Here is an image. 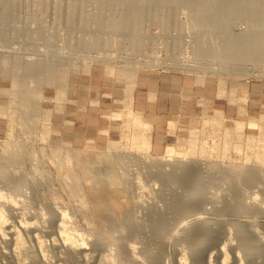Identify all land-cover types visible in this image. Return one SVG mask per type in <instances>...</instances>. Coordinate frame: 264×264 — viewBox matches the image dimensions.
Here are the masks:
<instances>
[{
  "label": "rangeland",
  "instance_id": "1",
  "mask_svg": "<svg viewBox=\"0 0 264 264\" xmlns=\"http://www.w3.org/2000/svg\"><path fill=\"white\" fill-rule=\"evenodd\" d=\"M108 1L0 0V85L8 89L0 96V264H264V243L252 234L264 236V110L254 108L252 115L236 110L233 117L223 108L208 112L161 154L150 150V141L148 150L141 151L146 147L141 148L140 136L150 137V126L136 114L122 115V134L99 148L78 147L61 138L50 114L56 84L95 70L100 81L102 73L118 79L139 70L264 81V44L259 52L247 50L255 34L264 33V7H256L257 20L244 14L230 18L227 31L248 45L226 54L213 42L216 23L200 16L204 24H191L183 1L154 0L155 5L183 6L154 11L147 4L150 10L134 25L125 21L124 1ZM195 26L209 36L203 39ZM201 40L212 45L209 51L199 45ZM27 61L55 63L54 75H32L23 67ZM248 74L254 76L250 81ZM37 92L39 96L32 95ZM251 120H256L255 128L247 126ZM237 122L244 123L242 135ZM169 148L180 154L183 167L175 159L167 166ZM196 162L211 168L194 174L196 191L189 184L190 191L182 176L197 171L192 166ZM243 167L255 170L250 184L240 179ZM189 194L200 198L192 197L197 206H188ZM207 223L217 237L197 230ZM241 230H250L254 238ZM217 244L225 246L224 252L217 251Z\"/></svg>",
  "mask_w": 264,
  "mask_h": 264
},
{
  "label": "crops",
  "instance_id": "2",
  "mask_svg": "<svg viewBox=\"0 0 264 264\" xmlns=\"http://www.w3.org/2000/svg\"><path fill=\"white\" fill-rule=\"evenodd\" d=\"M94 74L100 72L69 76L50 94L54 132L78 147L99 148L101 143L117 140L125 124L121 116L126 113L138 115L150 126L149 148L161 154L169 143L188 135L208 112L223 108L233 117L236 110L241 115H252L254 108L264 110V81L145 70L124 73L118 79L102 73L103 79L97 81ZM3 86L0 96L8 90ZM220 101L226 106H219Z\"/></svg>",
  "mask_w": 264,
  "mask_h": 264
},
{
  "label": "bare ground",
  "instance_id": "3",
  "mask_svg": "<svg viewBox=\"0 0 264 264\" xmlns=\"http://www.w3.org/2000/svg\"><path fill=\"white\" fill-rule=\"evenodd\" d=\"M106 1H108V0H106ZM122 1H124L123 3H125L126 4V9L128 10V12L126 13V15L125 14H122V15H125L124 16V18H127L125 21H127V23L129 24H135V23H137V22H139L138 21V19L140 18V16H142V14H146L147 13V10H150L149 8H147L148 6H151V7H153V10L155 11L156 9L158 10V8H164L165 10L167 9L168 11H171L172 9H174V8H177V6H181V2H180V4H178V5H175V6H173L172 4H169L168 3V5H166V4H163V3H161V4H158V5H155V4H152V2L154 1V0H150V1H148V2H146V3H143L142 1H137V0H122ZM162 1H164V0H162ZM177 1H183L182 2V4H184L188 9H189V14H188V20H189V22L191 23V24H194V25H202V24H204V22H202V21H204V20H206V21H210V22H215L216 23V25H217V29L216 28H214L215 30H216V36H213V37H215V39H214V41L213 42H215V46H216V49L217 50H220V49H224L222 52L223 53H226V54H233V53H239L238 51H243L244 49H247L246 48V46L248 45V43H246V41H244L243 39H239V38H236V37H234L233 35L234 34H232V35H230V33L227 31V23L230 21V18L232 17V16H234V15H238V14H244V15H246V16H249V17H251V18H253L254 16H257V15H259V12L258 13H256L255 14V11H256V7H264V4L263 5H260V4H254L253 2V4H247V3H232V1H223L222 2V0H221V2L220 3H210V2H199V1H196V0H177ZM204 1V0H203ZM208 1V0H207ZM212 1V0H211ZM214 1V0H213ZM219 1V0H218ZM236 1V0H235ZM248 1V0H247ZM251 1V0H250ZM254 1V0H253ZM74 2V1H73ZM109 2V1H108ZM150 2V3H149ZM234 2V1H233ZM237 2H239V1H237ZM59 3V2H58ZM120 3H121V1H120ZM175 3V2H174ZM124 4V5H125ZM147 4H148V6H147ZM157 4V3H156ZM183 6V5H182ZM181 6V7H182ZM184 6V7H185ZM58 8V7H57ZM164 9H163V11H164ZM159 11V10H158ZM151 12V11H150ZM175 12H176V10H175ZM152 13V12H151ZM171 13V12H170ZM115 14V13H114ZM117 14V13H116ZM144 14V15H145ZM162 14V13H161ZM120 14H118L117 16H119ZM121 16V15H120ZM200 16H202V18L203 19H201L202 21H199L198 20V18L197 17H200ZM178 17V16H177ZM118 18V17H117ZM185 18V17H184ZM122 19V18H121ZM258 19V16L256 17V19L255 20H257ZM60 20V19H59ZM255 20H253V21H255ZM194 21H196V22H194ZM198 21V22H197ZM126 23V24H127ZM181 23V22H180ZM187 23V22H186ZM189 24V23H188ZM196 27L195 26V29H196V31H197V33H198V35H200V36H203V39L204 38H206L207 36H209V35H207V34H205L204 33V30L203 29H201L200 27ZM115 27V26H114ZM127 27V26H126ZM230 31V30H229ZM95 32V31H94ZM101 32V31H100ZM218 35H219V37H218ZM255 38H254V42H253V47H250V46H252L251 44H250V48H248L247 50H258V52H259V49H258V47H260L261 46V48L263 47L262 45L264 44V33H262V34H260V33H257V34H255ZM98 37V36H97ZM196 37V36H195ZM202 39V38H201ZM216 40V41H215ZM202 41V40H201ZM205 41V40H204ZM207 41V40H206ZM253 41V40H252ZM208 42V41H207ZM248 42H250V41H248ZM206 42H204L203 43V41H202V43H198L199 45H201L202 47H204V49L205 50H207V51H209L210 49V46H212V45H209V44H205ZM209 43V42H208ZM229 46H231L232 48H230ZM261 48H260V50H261ZM264 48V47H263ZM209 49V50H208ZM257 52V53H258ZM205 53H206V51H205ZM62 54V53H61ZM256 54V53H255ZM258 55V54H257ZM101 56V55H100ZM32 58V57H31ZM20 60V59H19ZM28 60V59H27ZM17 63V62H16ZM18 64V63H17ZM25 64V65H24ZM48 64V63H47ZM47 64H45V63H39V62H35L34 61V63L33 62H29V61H27V62H24L23 63V67L24 68H26V71L27 72H29V73H31L32 75H36V77L37 76H39L40 77V74H42V75H44V74H49V75H54V65H52V64H55V63H50V65H47ZM20 65V64H19ZM22 66V65H21ZM20 66V67H21ZM252 73V72H251ZM256 74V73H255ZM42 75H41V77H42ZM256 75H258V74H256ZM262 75V74H261ZM201 76V75H200ZM248 76H252L251 74L249 75L248 74ZM46 78V77H45ZM53 78V77H52ZM132 78V77H131ZM16 82V81H15ZM19 83V82H18ZM17 83V84H18ZM16 84V85H17ZM63 90V89H62ZM36 91V90H35ZM234 91V90H233ZM32 92V91H31ZM27 94H30L29 92L27 93ZM33 96H35L36 97V95L37 96H39L38 95V92L37 93H35V94H32ZM25 96H27V95H25ZM233 97V96H232ZM35 99V98H34ZM58 105V104H57ZM3 109V108H2ZM21 110V109H20ZM4 111V110H3ZM10 114V113H9ZM13 114V113H12ZM129 115V114H128ZM220 115V114H219ZM130 117V116H129ZM216 117V116H215ZM132 118V117H131ZM134 118V117H133ZM221 118V117H220ZM219 118V119H220ZM136 119V118H135ZM210 119V118H209ZM218 120V119H217ZM210 121H216V120H210ZM220 121V120H219ZM132 122V121H131ZM133 122L135 123V120L133 119ZM132 122V123H133ZM137 122V121H136ZM139 122V121H138ZM142 124V123H141ZM205 124V123H204ZM214 124V123H213ZM237 124H239L238 125V130L237 131H240V134L242 135V132H243V128H244V123H242V122H237ZM257 123H256V120H251L250 122H249V125H247V126H250V127H254L255 125H256ZM23 125V124H22ZM144 125V124H143ZM205 126V125H204ZM259 126V125H258ZM147 127V126H146ZM146 127H144L145 129H146ZM255 128V127H254ZM142 129V128H141ZM141 129H139V131L141 130ZM147 129H148V127H147ZM221 129V128H220ZM143 131V130H142ZM146 131V130H145ZM197 131V130H196ZM199 132H202V131H199ZM141 133V132H140ZM143 133V132H142ZM229 133V132H228ZM47 134V133H46ZM141 135V134H140ZM45 136V135H44ZM123 136V135H122ZM42 138V137H41ZM139 138V137H138ZM141 138V139H140ZM140 144H141V148L143 147H146L145 149H143V150H141V151H147L148 150V141L150 140L149 138L150 137H148L147 135H146V133L143 135V136H140ZM138 143V144H139ZM25 144V143H24ZM139 144V145H140ZM138 145V146H139ZM137 146V147H138ZM148 146V147H147ZM14 149H16V148H14ZM12 150V149H11ZM145 151V152H146ZM18 152V151H17ZM139 152V151H138ZM20 153V152H19ZM23 153V152H22ZM140 153V152H139ZM138 153V154H139ZM11 154V153H10ZM18 154V153H17ZM16 154V155H17ZM167 156H170V159L168 158V159H165L166 160V164H168L167 166H169V165H172V163H171V160H174L175 159V161H176V163H178V164H180V166L181 167H183L184 166V163H181V160L180 159H178V155H180V154H178V153H176V152H174L171 148H169L168 149V151H167ZM178 154V155H177ZM8 155H9V153H8ZM15 155V154H14ZM19 155V154H18ZM35 155V154H34ZM20 156V155H19ZM16 157V156H15ZM142 157V156H141ZM148 157V156H147ZM20 158H22V157H20ZM19 160V159H18ZM143 160L144 161H142V162H144V163H146L145 162V160L146 159H144L143 158ZM161 160H163L164 161V159H161ZM5 161V160H4ZM170 161V162H169ZM175 161H172L173 163L175 162ZM147 162H149L148 161V159H147ZM4 163V162H3ZM34 164V163H33ZM176 166V165H175ZM175 166H171V168H175ZM185 166H186V164H185ZM197 171H191V172H189V173H187V172H185L183 175L185 176H182V179L184 180H186V181H189V182H187V185H188V187H189V190H190V185H191V187L193 188V190H194V187H193V185H192V183H193V177H194V174L195 173H206V172H209V170H210V168L211 167H209V165H208V163L206 162H196L195 163V165L193 164L192 165ZM180 168V167H179ZM169 169V168H168ZM167 169V172L168 171H170L171 173H173V170L171 171V170H168ZM166 169H163V171L165 172V173H167L166 171H165ZM176 169H174V171H175ZM241 170L243 171V174H242V177H240V179L241 180H243V181H245L246 183H248V184H250L252 181H253V178H254V175H255V173H254V169L252 168V167H248V169H246V168H241ZM162 171V172H163ZM11 172V171H10ZM9 173V172H8ZM14 173V172H13ZM164 173V174H165ZM22 174V173H21ZM189 174V175H188ZM136 175V174H135ZM168 175V174H167ZM170 175V174H169ZM168 175V176H169ZM199 175H202V174H199ZM142 176V175H141ZM39 177V176H38ZM137 177V176H136ZM139 177V176H138ZM155 177H157V176H155ZM174 177V176H173ZM180 177H181V175H180ZM46 178V177H45ZM133 178H134V176H133ZM169 178H171V177H169ZM168 178V179H169ZM175 178H176V175H175ZM178 178H179V175H178ZM193 178V179H192ZM204 178V177H203ZM7 179V178H6ZM23 179V178H22ZM21 179V180H22ZM136 179V178H135ZM181 179V180H182ZM165 180V179H164ZM164 180H163V182H164ZM195 180H201V178H200V176H198V177H195ZM138 181V183H140L139 182V180H137ZM177 181V180H176ZM205 181V180H204ZM190 184V185H189ZM142 185V184H141ZM139 186H140V184H139ZM155 186V185H154ZM168 186V185H167ZM170 186V185H169ZM258 186V185H257ZM142 187H144V186H142ZM157 187V185L154 187V188H156ZM176 187V186H175ZM248 187V186H247ZM258 187H260V186H258ZM167 189V188H166ZM199 189H202L201 187L199 188ZM192 190V191H193ZM191 191V190H190ZM194 191H196V190H194ZM20 192V191H19ZM188 193V192H187ZM193 192H191V194H192ZM0 195H2V194H0ZM195 195V194H194ZM2 197V196H1ZM188 197V198H187ZM192 197H195V196H193V195H186V199L189 201V200H191V202H189L191 205H188V206H190V207H195V206H197V204L194 202V201H192ZM195 198H197V199H200L199 197H195ZM215 199V198H214ZM211 200H209V202H210ZM14 202V201H13ZM144 202V201H143ZM212 202V201H211ZM251 203H253V202H251ZM251 203H250V205H251ZM17 205V204H16ZM26 205V204H25ZM167 205V204H166ZM234 205H236V204H234ZM253 205H255V204H253ZM257 205V204H256ZM237 207L239 206V204L238 205H236ZM236 206H234L235 207V209L237 208ZM258 206V205H257ZM257 206H254V207H256V208H258ZM254 207H252V209L254 210ZM261 207V206H260ZM263 207V206H262ZM250 209H251V207H249ZM249 208H247L248 210H250ZM56 209V208H55ZM234 209V210H235ZM238 209V211L241 209V207H240V209L239 208H237ZM243 210L245 209V208H242ZM251 209V210H252ZM260 209V208H259ZM262 209V208H261ZM260 209V210H261ZM233 210V211H234ZM260 210H258V211H260ZM13 211H14V209H13ZM61 211V210H60ZM241 211V210H240ZM240 211H239V213H240ZM247 211V210H246ZM257 211V212H258ZM262 211V210H261ZM52 212V211H51ZM54 212V211H53ZM58 212V211H57ZM56 212V213H57ZM236 212V211H235ZM234 212V213H235ZM242 213H243V211H241ZM254 211H252V213H253ZM256 212V213H257ZM64 213V212H63ZM233 213V214H234ZM258 213H260V212H258ZM263 213V212H262ZM55 214V213H54ZM66 214V213H65ZM236 214V213H235ZM235 214L233 215V216H235ZM244 214L245 215H243L244 217H246L247 218V215H246V212H245V210H244ZM248 214V213H247ZM264 214V213H263ZM238 215V214H237ZM251 215V214H250ZM67 216V215H66ZM239 216V215H238ZM249 216V215H248ZM252 216H254V215H252ZM264 216V215H263ZM5 217V216H4ZM15 217V216H14ZM50 217H51V215H50ZM62 217V216H61ZM240 217H241V219L243 220L244 218H242V215H240ZM59 218V217H58ZM64 218V217H63ZM252 218V217H251ZM60 220H62V219H60ZM65 220V219H64ZM1 221V220H0ZM54 221V220H53ZM239 221H240V219H239ZM245 221V220H244ZM248 221V220H247ZM251 221V220H250ZM41 223V222H40ZM54 223V222H53ZM32 224V223H31ZM240 224H241V221H240ZM243 224V223H242ZM241 224V225H242ZM247 226H250L251 224L253 225V223H251L250 224V222L248 221L247 223ZM248 224H250V225H248ZM31 226V225H30ZM50 226V225H49ZM48 226V227H49ZM240 226V225H239ZM245 226V225H244ZM247 226H246V228H247ZM254 226H255V224H254ZM33 227V226H32ZM31 227V228H32ZM35 227V226H34ZM41 227V226H40ZM39 227V228H40ZM43 227V226H42ZM251 227V226H250ZM253 227V226H252ZM1 228V227H0ZM22 228V227H21ZM37 227H35V229H36ZM60 228V227H59ZM242 229H243V227H241ZM240 227H239V229H241ZM254 228V227H253ZM8 229V228H7ZM12 229V228H11ZM10 229V230H11ZM34 228H32V230H33ZM38 229V228H37ZM36 229V230H37ZM46 229V228H45ZM44 229V230H45ZM52 229V228H51ZM245 229V228H244ZM10 230H9V232H10ZM13 230V229H12ZM31 230V229H30ZM35 230V231H36ZM202 235H203V233H204V235H211L212 234V232L214 233V235H213V237H217L219 234H218V232H217V234H216V232L214 231V229H212V227L211 226H209L208 225V223L207 224H205L202 228H200V230H199V228L197 229ZM248 230V229H247ZM251 230V229H250ZM250 230H249V232L248 233H251L250 232ZM256 230V229H255ZM5 231V230H4ZM4 231L3 232H1V233H4ZM38 231H39V229H38ZM198 231H196L195 230V232L197 233ZM246 231V230H245ZM245 231L243 230V232H244V236L245 237H247V238H249V237H252L250 234L248 235V233H246L245 234ZM253 231H254V229H253ZM8 232V233H9ZM13 232H14V230H13ZM195 232H194V234H195ZM198 232V233H199ZM239 232H242V230L241 231H239ZM242 232V233H243ZM7 233V232H6ZM12 233V232H11ZM36 233V232H35ZM58 233H59V231H58ZM199 233V234H200ZM206 233V234H205ZM242 233H240V234H242ZM15 234V233H14ZM20 234V233H19ZM56 234V233H55ZM199 234H197V235H199ZM239 233H238V235H240ZM252 234H253V236H255L256 237V240H258L259 242H263L264 243V236H260L259 235V233H258V231H255V232H252ZM59 235V234H58ZM62 235V234H61ZM197 235H196V237H197ZM217 235V236H216ZM248 235V236H247ZM16 236V235H15ZM17 236H19V235H17ZM68 236V235H67ZM71 236V235H70ZM4 237V236H3ZM2 237V238H3ZM14 237V236H13ZM73 238V237H72ZM195 238V237H194ZM193 238V239H194ZM198 238V237H197ZM219 238V237H218ZM217 238V239H218ZM230 238L231 237H228L226 240H225V242H230ZM254 237H252V239H253ZM65 239V238H64ZM196 239V238H195ZM250 239V238H249ZM38 240V239H37ZM67 240V239H66ZM65 240V241H66ZM219 240V239H218ZM217 240V241H218ZM221 240V239H220ZM240 240H241V238H240ZM248 240V239H247ZM69 241V240H68ZM74 241V240H73ZM43 242V241H42ZM63 242V241H62ZM72 242V241H71ZM166 242V241H165ZM168 242V241H167ZM247 242V241H246ZM38 243V242H37ZM76 243V242H75ZM163 243H164V241H163ZM65 244V243H64ZM71 244V243H70ZM216 244V243H215ZM223 245H224V243H223ZM39 246V245H38ZM66 246V245H65ZM217 246V248H218V244L216 245ZM171 247H172V245H171ZM225 246H222L221 248H218V252L219 253H222V252H224V250H225V248H224ZM234 251V250H233ZM219 253H218V255H219ZM217 254V253H216ZM34 255V254H33ZM218 257V256H217Z\"/></svg>",
  "mask_w": 264,
  "mask_h": 264
},
{
  "label": "built area",
  "instance_id": "4",
  "mask_svg": "<svg viewBox=\"0 0 264 264\" xmlns=\"http://www.w3.org/2000/svg\"><path fill=\"white\" fill-rule=\"evenodd\" d=\"M250 72H253V71H250ZM250 72H249V73H250ZM256 74H258V73H256ZM261 74H262V73H261ZM251 77H254V76H248V75H247V78H246L247 81H250V80H251Z\"/></svg>",
  "mask_w": 264,
  "mask_h": 264
}]
</instances>
